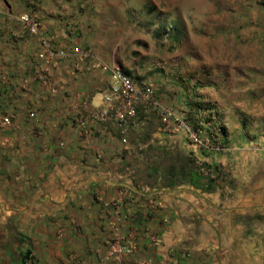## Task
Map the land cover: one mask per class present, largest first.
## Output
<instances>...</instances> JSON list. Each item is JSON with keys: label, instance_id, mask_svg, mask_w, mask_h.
I'll use <instances>...</instances> for the list:
<instances>
[{"label": "crops", "instance_id": "crops-1", "mask_svg": "<svg viewBox=\"0 0 264 264\" xmlns=\"http://www.w3.org/2000/svg\"><path fill=\"white\" fill-rule=\"evenodd\" d=\"M76 5L0 0V105L13 120L0 132V208L15 237L4 264L26 255L31 264H118L109 246L119 238L132 250L123 264H264V45L236 85L177 93L144 79L105 14L94 20ZM24 13L57 48L91 50L154 87L127 144L115 113L92 118L106 108L110 75L87 72L91 60L40 59L38 36L18 22ZM163 109L224 149H201ZM221 173L231 183L209 190L206 178Z\"/></svg>", "mask_w": 264, "mask_h": 264}, {"label": "rangeland", "instance_id": "rangeland-1", "mask_svg": "<svg viewBox=\"0 0 264 264\" xmlns=\"http://www.w3.org/2000/svg\"><path fill=\"white\" fill-rule=\"evenodd\" d=\"M73 1L79 13L91 9L94 20L105 14L129 61L144 65V79H164L177 93L236 85L238 73L258 61L255 46L264 45V0ZM5 212L0 208V264L15 239Z\"/></svg>", "mask_w": 264, "mask_h": 264}, {"label": "built area", "instance_id": "built-area-1", "mask_svg": "<svg viewBox=\"0 0 264 264\" xmlns=\"http://www.w3.org/2000/svg\"><path fill=\"white\" fill-rule=\"evenodd\" d=\"M18 22L30 34L38 36L42 46V51L39 53L40 59L53 61L56 59L82 58L84 60H91L92 64L86 69L87 72L101 70L110 75L111 81L103 93L106 108L101 112L94 113L92 118L97 122H107L111 115L115 113L119 122L122 142L127 144L128 125L138 117L139 107L143 104H155L154 87L132 79L117 66L105 64L91 50H83L78 47L73 49L57 48L53 43L52 37H49L43 31L40 22L32 14H21L18 17ZM162 111L164 121H169L172 118L176 119V131L187 134L191 141L201 149L212 152H220L224 149L213 138L203 136L200 132L196 131L186 120L174 117L172 112L166 109ZM12 125V116L8 115L0 105V132H5ZM131 251V248L125 244V241L119 238L110 244L109 257L115 259L118 264H123V257L130 254Z\"/></svg>", "mask_w": 264, "mask_h": 264}, {"label": "trees", "instance_id": "trees-1", "mask_svg": "<svg viewBox=\"0 0 264 264\" xmlns=\"http://www.w3.org/2000/svg\"><path fill=\"white\" fill-rule=\"evenodd\" d=\"M198 172L199 171H197L195 181L192 180V182L200 183V181H202V177L199 175ZM206 179H207V182H208L209 190L215 191L217 189L219 180H221L222 178H221L220 174H218L215 177H207ZM28 260H29L28 255H26L25 257L20 259V264H27Z\"/></svg>", "mask_w": 264, "mask_h": 264}]
</instances>
